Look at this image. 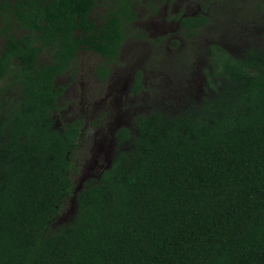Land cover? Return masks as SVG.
Here are the masks:
<instances>
[{
    "label": "trees",
    "instance_id": "1",
    "mask_svg": "<svg viewBox=\"0 0 264 264\" xmlns=\"http://www.w3.org/2000/svg\"><path fill=\"white\" fill-rule=\"evenodd\" d=\"M101 1L30 0L3 21L0 264H264V21L238 54L210 45V90L138 115L75 192L79 127L56 124L55 80L82 49L116 59L136 18L134 0H104L95 21ZM210 22L181 19L189 37ZM72 195L74 216L56 224Z\"/></svg>",
    "mask_w": 264,
    "mask_h": 264
},
{
    "label": "rangeland",
    "instance_id": "2",
    "mask_svg": "<svg viewBox=\"0 0 264 264\" xmlns=\"http://www.w3.org/2000/svg\"><path fill=\"white\" fill-rule=\"evenodd\" d=\"M151 1L135 0L139 16L130 25V38L117 60L107 61L91 51L81 52L74 67L56 81L57 87L66 89L53 109L57 125L78 120L84 127L73 152L74 191L83 181L97 177L99 170L108 164L105 158L110 161L117 152L118 136L107 130L116 126L113 125L116 112L125 114L119 116L120 130L123 126L135 127L138 114H149L174 97L182 98L183 103L197 99L199 91L210 90L207 75L210 45L219 44L238 54L242 47L262 42L256 37L264 15L255 0H218L209 6L206 0H188L189 5L184 2L181 7V0H171L169 19L176 17V20L186 7L187 14L209 15L211 22L191 37L176 22L165 20V8L156 12L145 8L146 2ZM173 3L177 6L171 12ZM174 39L177 43H170ZM39 61L47 62L48 58L43 55ZM144 65L146 79L140 73ZM106 66L109 72L102 75L99 68ZM143 79L145 87L154 88V92L145 89L135 94ZM74 203L72 195L62 206L56 224L74 216Z\"/></svg>",
    "mask_w": 264,
    "mask_h": 264
},
{
    "label": "flooded vegetation",
    "instance_id": "3",
    "mask_svg": "<svg viewBox=\"0 0 264 264\" xmlns=\"http://www.w3.org/2000/svg\"><path fill=\"white\" fill-rule=\"evenodd\" d=\"M25 1V2H24ZM29 1L30 0H0V50H1V48H3L4 47V42H5V38H3L2 36H1V32L3 31V27H4V25H3V21H4V23H5V19H6V16H8L11 12H13L17 7V5L18 4H26L28 7L30 6V4H29ZM205 1V0H204ZM104 0H102L100 3H99V5H97V6H95V8L92 10V12L89 14V16L91 17V18H93V20H97V21H100V16L102 15V13H104V11H106L107 9H106V7H105V5H104ZM172 2L173 1H171V0H152L151 2H146V5H145V8H149V9H151L152 10V12H156V11H159L160 9H163V8H165V10H166V16H165V20L166 21H171V22H176L177 23V25L183 30V26L181 25V19L182 18H184V17H187V16H197V15H199L198 13H196V14H193V13H190V14H187L188 12V7H186V10H185V13H183V14H181V15H179L178 16V18L175 20L174 18H176V17H173L172 19H169L168 17H167V14H168V8L172 5ZM184 2H186L188 5H189V3H188V0H181L180 1V3H179V7H181V3H184ZM205 2H207V1H205ZM176 3H173V7H172V9H171V12H173L174 10H175V8H176ZM100 10H99V9ZM134 9L136 10V18H135V20L131 23V24H133L136 20H137V18H138V16H139V14H138V10L139 9H137V7H136V4H135V0H134ZM98 10L100 11V13L98 12ZM205 13V12H204ZM13 14H14V12H13ZM13 14H12V16H13ZM200 29H202V28H200ZM11 31H13V30H11ZM28 33V30L27 29H22L21 30V33H17L16 31H13V33L16 35V36H21V35H23L24 33ZM126 32H127V37H126V39L124 40V42H123V44L120 46V50H119V53H118V57L116 58V59H109V60H117L119 57H120V55H121V53H122V51H123V49H124V46H125V44H126V42L129 40V34H130V31H129V27L127 28V30H126ZM4 33H5V27H4ZM139 37V36H138ZM140 39H141V37H139ZM177 41L178 40H176V39H174V40H171V42L170 43H172V44H175V43H177ZM84 51H91V50H88V49H82L80 52H78V54H77V57L79 56V54L81 53V52H84ZM91 52H93V51H91ZM93 53H95V52H93ZM95 54H98V53H95ZM43 55H46V57L48 58V63H49V61L51 60V58H52V54H50V53H47V52H43L42 53V56ZM99 55V54H98ZM42 56L40 57V58H42ZM101 56V55H100ZM103 57V56H102ZM104 59H106L105 57H103ZM107 61H108V59H106ZM43 62V61H42ZM107 67V69H108V71L106 72V73H104V72H102V67L101 68H99V71L101 72V74L102 75H107V73L109 72V68H108V66H106ZM146 70H147V68L145 67V65L143 66V68L141 69V75H142V77L144 78V79H146V77H145V72H146ZM65 74V73H64ZM62 75V74H61ZM61 75H59L58 77H57V79L61 76ZM57 79L55 80V85H56V81H57ZM143 79V85L139 88L140 90L138 91V89L136 90V91H138V92H135V94H138L139 92H141L142 90H147V91H150V92H154V88H146L145 86H146V83H145V80ZM65 89V88H64ZM66 90V89H65ZM64 90V91H65ZM63 91V92H64ZM62 92V93H63ZM201 93V94H200ZM153 94V93H152ZM61 95V94H60ZM60 95L58 96V98H57V100L59 99V97H60ZM201 95H202V91H199V93H198V98L197 99H200V97H201ZM125 114H123V115H119L117 112H116V116L114 117V119L113 120H115V121H113V125H116V126H112V127H110V130L109 129H107L108 131H110V133L112 134V135H119V131L123 128V127H127V128H129L130 130H135V127H133V126H123V127H121L120 128V130H118L117 128L119 127V125L121 124V119H119V116H124ZM139 115V114H138ZM138 117V116H137ZM137 117H136V119H137ZM125 119V118H124ZM125 122H126V120H125ZM124 122V123H125ZM68 123H75L78 127H79V132H78V135H79V139H80V137H81V135L83 134V130H84V127H82L81 126V122L80 121H78V120H69V121H67V122H65L64 124H62V125H60V126H65L66 124H68ZM57 124V123H56ZM98 125V124H97ZM118 130V131H117ZM105 130H103V132H104ZM102 132V133H103ZM110 135V134H109ZM103 138H101L100 140H102ZM76 144H77V142H76ZM98 144H99V142H98ZM115 155V154H114ZM114 157V156H113ZM113 157H112V160H113ZM105 160L108 162V164L106 165V166H104L103 168H101L100 170H99V172H98V174H97V177H99V175H100V173L105 169V168H107L110 164H111V162H112V160H110L109 161V158H105ZM93 178H95V177H93ZM90 179V178H89ZM77 191V190H76ZM75 191V192H76Z\"/></svg>",
    "mask_w": 264,
    "mask_h": 264
},
{
    "label": "water",
    "instance_id": "4",
    "mask_svg": "<svg viewBox=\"0 0 264 264\" xmlns=\"http://www.w3.org/2000/svg\"><path fill=\"white\" fill-rule=\"evenodd\" d=\"M83 187H84V181H83V183L77 188V191H76V192L80 191ZM76 196H77V195H74V200H75V201H76Z\"/></svg>",
    "mask_w": 264,
    "mask_h": 264
}]
</instances>
